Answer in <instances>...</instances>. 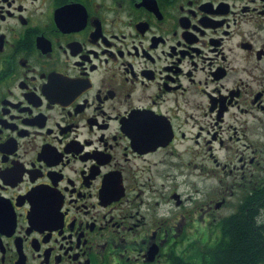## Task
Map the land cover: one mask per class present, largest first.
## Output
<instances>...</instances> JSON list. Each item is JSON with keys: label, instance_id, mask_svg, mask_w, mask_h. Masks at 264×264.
<instances>
[{"label": "flooded vegetation", "instance_id": "obj_1", "mask_svg": "<svg viewBox=\"0 0 264 264\" xmlns=\"http://www.w3.org/2000/svg\"><path fill=\"white\" fill-rule=\"evenodd\" d=\"M263 187L264 0H0V264H212Z\"/></svg>", "mask_w": 264, "mask_h": 264}, {"label": "trees", "instance_id": "obj_2", "mask_svg": "<svg viewBox=\"0 0 264 264\" xmlns=\"http://www.w3.org/2000/svg\"><path fill=\"white\" fill-rule=\"evenodd\" d=\"M240 210L228 220L231 229L222 236L206 237L211 240L205 250L212 264H264V187L257 196L248 197Z\"/></svg>", "mask_w": 264, "mask_h": 264}]
</instances>
